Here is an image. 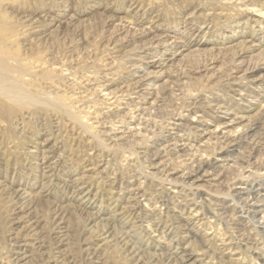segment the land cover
<instances>
[{"label": "rangeland", "instance_id": "rangeland-1", "mask_svg": "<svg viewBox=\"0 0 264 264\" xmlns=\"http://www.w3.org/2000/svg\"><path fill=\"white\" fill-rule=\"evenodd\" d=\"M0 56V88L31 97L0 91V264L27 225L14 190L43 234L67 212L75 264L86 241L90 264H135L121 235L151 264H264V0H0ZM222 152L220 178L184 181Z\"/></svg>", "mask_w": 264, "mask_h": 264}, {"label": "bare ground", "instance_id": "bare-ground-1", "mask_svg": "<svg viewBox=\"0 0 264 264\" xmlns=\"http://www.w3.org/2000/svg\"><path fill=\"white\" fill-rule=\"evenodd\" d=\"M34 23H36V21L32 20L31 24ZM39 26L40 25H33L32 28H38ZM45 30L42 29L41 30L42 33L40 32V34H44ZM5 67H7V65L5 64V61L1 59L0 70L4 69ZM5 77L6 76H4L2 72H0V83L6 82ZM6 79H8V77H6ZM16 80H14V83H12L11 85H8L9 82L5 83L7 85H2L0 88L1 93L6 97L12 96L15 98L18 97L28 98L29 94L28 93L25 94L22 91L23 89L19 87V84L17 85L15 83ZM17 83H19V81ZM23 85L24 84H22V87ZM27 86L24 85V87ZM138 86L139 85H136L135 87L138 88ZM30 98L31 97L29 96L28 99ZM2 110H6V108L4 107ZM258 128H260L258 127V125L255 124L252 125L245 132L244 137L241 140H237L234 143L238 145L239 148H241L247 142V139L248 141L250 139V142L252 141L253 144L259 143L260 138L258 134ZM231 141L228 142L229 146L234 147V144H232ZM167 146L174 147L175 144H170ZM233 150L235 149H231V151ZM227 153H229V151ZM227 159H228V155H226L225 152L224 153L222 152L215 159L210 161L197 160V162L192 165L193 170L185 174L186 180L184 181L187 182L190 181V179H192V181L193 180L196 181L200 179L201 176H209L213 174L216 176L215 179L217 180L218 178H220V176L223 175L221 162ZM19 192H20L19 190H14L11 192V194L8 195H10V200L12 201V203H14V205H18V207L21 208L19 210H24L25 212H27L25 214L27 225H24L23 228L24 233L19 234L18 231L17 232L11 231V233L8 235L7 242L11 246L12 248L11 250L13 253V255H9L10 256L8 257L9 261L12 264H54L52 263L53 261L58 262L59 264H75V261L70 255V253L60 248L61 245L64 244L67 245V243H69L68 235L66 233L67 231L65 229L66 227L64 226L65 215H67V212H65L64 210L61 209V207L58 206L51 208L50 211H51L52 228L49 231H45V234H43V231L39 229L40 221L37 219V216H34L33 214V207L35 205V201H33L28 196H26L24 193H19ZM240 193L241 195L249 194L248 189L245 188L244 189L242 188ZM246 200L248 201V206L250 208L249 210H247L249 217L259 221L260 219H264V204L262 203L260 204L257 200H254L253 197L251 198L248 197ZM186 224L187 223H184L183 225ZM262 227H264V225ZM95 233H97L96 234L97 237L101 236L100 237L101 239H106L111 235V226L105 223L103 227L100 230H97ZM111 238L114 237L111 236ZM119 239L120 240L117 243L120 244V247H123V251L125 253L126 258H130L132 259V261L134 260L135 264H140V263L151 264L152 260H150L147 257L145 258L146 261H144V257H145L144 254L141 251H139L137 248L130 246L129 239H127L125 235L119 236ZM83 243H84L83 245H85V248L82 247L83 253L81 252L84 256L82 257L83 262L85 264H90L89 261L93 259L96 260L99 258V250L97 248H93L89 241ZM31 245L35 248V250H37V253L39 254V259L36 261L31 260L32 258L29 259L28 255H25L24 252L21 251L22 246H31ZM54 253L58 254V256H54Z\"/></svg>", "mask_w": 264, "mask_h": 264}]
</instances>
